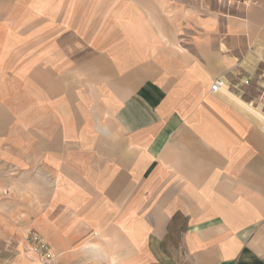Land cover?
Here are the masks:
<instances>
[{"label": "crops", "instance_id": "1", "mask_svg": "<svg viewBox=\"0 0 264 264\" xmlns=\"http://www.w3.org/2000/svg\"><path fill=\"white\" fill-rule=\"evenodd\" d=\"M256 1L0 0V264H264Z\"/></svg>", "mask_w": 264, "mask_h": 264}, {"label": "rangeland", "instance_id": "2", "mask_svg": "<svg viewBox=\"0 0 264 264\" xmlns=\"http://www.w3.org/2000/svg\"><path fill=\"white\" fill-rule=\"evenodd\" d=\"M212 3L215 8L220 7V9L222 10L230 9L234 11L236 10V8L243 6L239 4V0H213ZM256 4H253V5H256ZM243 7H246V6H243ZM17 176H18L17 174L12 173V170L6 164H4V162L0 161V219H3L2 215L7 214L6 217H4V219L7 220L6 221L7 224L9 222L16 221L18 219V216H13V212L11 216H9L8 214L9 211L4 212L3 204L8 203V201H10L11 199L10 193L8 192L7 194L6 191L9 190L11 187H18L20 182L23 183L22 184L23 186L29 185V181L33 182V180H28V179L21 180L17 178ZM13 198H15V196ZM14 224L19 225L17 221ZM4 229H8V228H4Z\"/></svg>", "mask_w": 264, "mask_h": 264}, {"label": "built area", "instance_id": "3", "mask_svg": "<svg viewBox=\"0 0 264 264\" xmlns=\"http://www.w3.org/2000/svg\"><path fill=\"white\" fill-rule=\"evenodd\" d=\"M256 0H239V4L243 6H250L256 4ZM248 84V82H246ZM226 85L223 82H216L213 87V92H220L223 89H226ZM29 241L31 243V251L38 255L37 264H51L54 259V255L52 254L49 245L41 238L40 235L30 232L29 233Z\"/></svg>", "mask_w": 264, "mask_h": 264}]
</instances>
